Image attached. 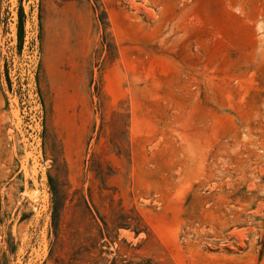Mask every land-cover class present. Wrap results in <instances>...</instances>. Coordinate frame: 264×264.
Returning a JSON list of instances; mask_svg holds the SVG:
<instances>
[{
    "label": "rangeland",
    "instance_id": "rangeland-1",
    "mask_svg": "<svg viewBox=\"0 0 264 264\" xmlns=\"http://www.w3.org/2000/svg\"><path fill=\"white\" fill-rule=\"evenodd\" d=\"M7 232L12 264H264V0H0Z\"/></svg>",
    "mask_w": 264,
    "mask_h": 264
},
{
    "label": "trees",
    "instance_id": "trees-1",
    "mask_svg": "<svg viewBox=\"0 0 264 264\" xmlns=\"http://www.w3.org/2000/svg\"><path fill=\"white\" fill-rule=\"evenodd\" d=\"M95 2H98V0H94ZM101 8V22H102V29L104 31H107L108 29V23L106 20V14L104 9ZM23 11L22 9L19 7L16 13V24H15V28H16V38H17V42L18 45H21L22 42V35H23ZM53 219H55V215L53 216ZM120 227L126 226V225H118ZM126 228H129L126 226ZM136 233L139 232V230H135ZM13 237L11 236L10 232L6 233V238L4 239V249L0 250V264H12V262L9 259V255H13L15 254L16 251V244L13 241Z\"/></svg>",
    "mask_w": 264,
    "mask_h": 264
}]
</instances>
